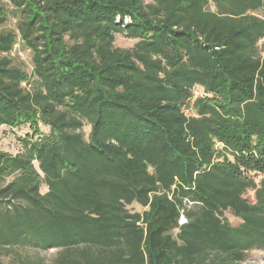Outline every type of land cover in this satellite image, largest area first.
Masks as SVG:
<instances>
[{
    "label": "trees",
    "instance_id": "obj_1",
    "mask_svg": "<svg viewBox=\"0 0 264 264\" xmlns=\"http://www.w3.org/2000/svg\"><path fill=\"white\" fill-rule=\"evenodd\" d=\"M11 14L0 128L34 133L0 150V255L243 264L264 249V0H0V24ZM117 33L137 42L117 47ZM18 35L31 73L3 55Z\"/></svg>",
    "mask_w": 264,
    "mask_h": 264
},
{
    "label": "rangeland",
    "instance_id": "obj_2",
    "mask_svg": "<svg viewBox=\"0 0 264 264\" xmlns=\"http://www.w3.org/2000/svg\"><path fill=\"white\" fill-rule=\"evenodd\" d=\"M8 6V5H7ZM9 7V6H8ZM10 8V7H9ZM214 9V6L212 5ZM2 30H15L17 31V17L13 14L10 15L8 20L0 24V31ZM137 39L128 38L124 34L117 33L115 37V46L122 48H130L135 45ZM260 44L264 45V39L260 41ZM3 55H8L13 63L21 68L25 69L27 72L31 73L33 69V51L26 46V44L20 39L18 35V39L13 49L9 53H3ZM194 98L197 96L204 95V90L200 86H196L193 89ZM186 113L188 115L194 114L195 110L192 106V101L189 106L186 107ZM42 132H49V127L41 125ZM84 132L87 134L89 132V125L86 124L84 126ZM34 133V128L27 125H22L20 127L10 128L7 126H3L0 128V150L5 152H9L12 154L18 153L21 145V138L25 136H32ZM38 135H36L37 137ZM252 177L259 182L264 175L262 174H253ZM11 177H7L4 182L10 180ZM4 182H0L4 183ZM42 191H46L45 185L41 187ZM246 197L250 201H254V192L253 190H249L245 194ZM133 211H142L144 208L138 204L134 203L129 206ZM226 217L233 224L237 225L240 223V219L232 214L231 211H226ZM176 230L173 231V234H176ZM58 255V249L52 248L48 250H38L30 247H11L9 249L3 250V253L0 255V264H20L22 259L28 258H40L44 260L47 264H51ZM243 264H264V249H252L250 250Z\"/></svg>",
    "mask_w": 264,
    "mask_h": 264
},
{
    "label": "built area",
    "instance_id": "obj_3",
    "mask_svg": "<svg viewBox=\"0 0 264 264\" xmlns=\"http://www.w3.org/2000/svg\"><path fill=\"white\" fill-rule=\"evenodd\" d=\"M187 222V218L184 213L181 214L179 224L182 225Z\"/></svg>",
    "mask_w": 264,
    "mask_h": 264
}]
</instances>
